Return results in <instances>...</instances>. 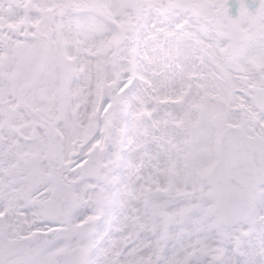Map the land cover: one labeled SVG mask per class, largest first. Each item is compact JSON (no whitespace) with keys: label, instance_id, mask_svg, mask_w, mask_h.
<instances>
[{"label":"snow or ice","instance_id":"6c2138e0","mask_svg":"<svg viewBox=\"0 0 264 264\" xmlns=\"http://www.w3.org/2000/svg\"><path fill=\"white\" fill-rule=\"evenodd\" d=\"M0 264H264V0H0Z\"/></svg>","mask_w":264,"mask_h":264}]
</instances>
